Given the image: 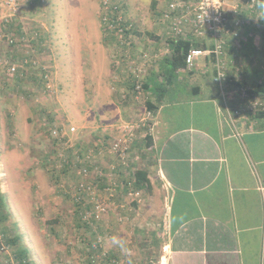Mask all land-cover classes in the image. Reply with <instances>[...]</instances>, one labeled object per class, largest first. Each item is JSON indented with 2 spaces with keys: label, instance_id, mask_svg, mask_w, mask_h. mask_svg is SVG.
<instances>
[{
  "label": "crops",
  "instance_id": "crops-1",
  "mask_svg": "<svg viewBox=\"0 0 264 264\" xmlns=\"http://www.w3.org/2000/svg\"><path fill=\"white\" fill-rule=\"evenodd\" d=\"M140 1L132 0L129 9L141 11L137 15L143 18L137 28L149 32L136 35L140 46L127 54L125 67L123 60L112 54L117 42L105 39L102 33L97 48L95 44V48L90 44L85 47L82 39L72 38L70 29L78 24L72 23L70 12L60 16L57 36L53 29L44 31V46L53 56H44L39 48L31 52L25 43L30 64L36 62L42 71L44 67L52 69L63 85H68L71 73H77L67 88L77 86L85 92L94 85L83 81L84 70L94 64L96 136L88 138L89 142L109 141L121 135L124 124L142 121L133 136L125 175L135 188L136 173H146L148 185L140 189L142 199L130 202V188L120 185L124 176H119V170L112 174L113 187L117 191L122 187L114 199V213L120 208V217L132 219L119 223V214L111 219L114 229L128 235L123 243L126 247L145 251L149 243L156 244V264H264V77L254 62L258 53L264 55L260 23L264 8L248 12L247 17L257 14V20L243 22L246 29L239 38L227 40L222 60L225 81L219 84L212 56H204L194 67L179 69L173 77L164 76L163 61L170 54L157 65V57L144 50L154 43L156 52L164 42L162 29L168 24L160 15L167 3L153 0L149 7L158 20L151 23L148 7L138 6ZM224 2L232 17L244 4V0ZM34 15L36 6H22L18 18L30 29L36 21ZM19 32L23 40L32 35L23 34L21 27ZM244 88L249 91L247 100L257 103L252 111L239 96ZM148 103L154 106L152 111ZM15 119L0 118V127L6 122V135L12 136L9 143L17 146L18 138H25L29 130L25 131V124L17 125ZM86 119L81 117L79 122ZM20 149H15L16 155ZM111 161L113 165L115 160ZM1 193L6 197L4 190ZM56 200L51 198L53 203ZM33 211L27 207L22 217L31 221ZM56 215L64 218V210ZM147 236L155 242H147ZM136 238L140 239L138 247L131 245Z\"/></svg>",
  "mask_w": 264,
  "mask_h": 264
},
{
  "label": "rangeland",
  "instance_id": "rangeland-1",
  "mask_svg": "<svg viewBox=\"0 0 264 264\" xmlns=\"http://www.w3.org/2000/svg\"><path fill=\"white\" fill-rule=\"evenodd\" d=\"M35 1L15 0L14 6H18V13L17 16L11 18L6 7L11 6L10 0H0V118L9 120L16 118L17 125L25 124V131L29 130L25 138H18L17 147L12 142L9 143L12 136L9 139L6 135V122L2 124L4 127H0V189L1 192L4 190L7 194L4 202L9 217L2 226L6 228L9 239L20 237L17 245L9 247L5 245L4 248H0V264H18L14 255H17L16 251L20 246L28 251L27 261L32 264H147L150 263L148 261H152L150 264H156L154 256L157 252L156 244L149 243L150 245L144 246L145 251L135 246L126 247L123 244L127 242L128 235L121 230L114 229L111 224L112 217L119 214L120 209L114 213L115 203L113 205L109 203L111 210L100 221H96L90 217V214L95 210L96 197L93 201L89 200L78 204L66 192L81 181V177L78 176L80 167L74 165L73 154L79 152V146L83 148V143L89 142L88 138L96 136V69L94 64L90 63L89 67L84 70L83 81L94 85L85 92L77 86L75 89L74 87L67 88L72 83V78L77 76L75 72L71 73L68 85L61 83L59 75L50 76L53 89H49L46 84L49 81L46 77V74H49L45 71L46 67L42 71L41 66L37 68V63L35 65H31V63L26 67L22 62L24 55L29 53L25 43L30 45L31 52L39 48L40 53H45L44 56L50 55V53L52 56L54 55L51 50L46 51L44 31L53 29L54 35L57 36L61 25L59 18L60 16L65 17L68 12H70L72 23L78 24L77 27H71L69 35L74 39H82L85 47L95 44L97 48L101 33L105 39L116 41L117 45L113 48L112 54L119 57L120 61L123 60L124 66L122 67L126 66L127 54L132 53L134 46H140L139 43H136V35L149 31H145L146 28L140 30L135 26L139 30L137 33L134 31L131 33V36H134L132 38L134 43L124 46L121 45L122 40L115 34L103 30L102 0ZM121 2L124 3L123 10L125 9L127 17L129 16L131 19L132 16L131 20H135L136 25L142 22L143 17L137 15L141 11L131 12L129 9L132 0H121ZM140 2L137 5L147 6L150 22L156 23L155 21L158 19L152 14L151 7H149L153 5V0ZM255 4L256 1L253 3L252 0H244V4L235 9L233 15H238H234L233 18L240 19L244 24L245 21L251 23L257 20V14L246 16L248 12L256 13ZM22 6H36V15L32 16L36 21L33 22V28H30L33 31H30L27 25L18 18ZM25 16L27 18V14ZM20 27L23 34L32 32V35L24 37L25 40H23L19 32ZM245 29L246 26L242 28V31ZM162 32L164 42L157 51H154V43H150L149 49L144 50L146 54L157 57V61L154 58L157 65H160L163 57L168 56L166 48H168L169 42L166 44L165 41L167 27L164 26ZM9 37L15 40L12 44H10ZM136 51L138 52V49ZM258 54L254 60L255 68L261 69L259 73L262 78L264 77V55L263 52ZM139 58L140 56L137 61ZM201 58L203 57H200L197 62H201ZM11 64L18 66L16 72L8 71L9 67H12ZM259 65L262 68H259ZM137 66L141 65L137 63ZM81 117L88 119L86 122L80 123L79 118ZM28 122L30 123L29 128L26 126ZM61 123L76 128V133L70 138L74 144L72 154L67 152L71 150L70 144L58 145L55 135H53V130H59ZM13 138H15L14 135ZM16 147L21 148L18 155H16ZM62 153L70 154L71 161L68 163L62 161L60 157ZM111 159L112 157L103 156V159L99 160L101 165L98 168L106 170L100 176H98L100 170L98 168L96 171L94 170L96 158L89 165L90 182H94V187L98 186L97 190L102 196L97 200L100 203L109 202V200H105V194H108L106 189L109 188L108 185L111 186L109 178H112L114 173ZM20 171L25 172V175L24 173L20 174ZM4 176L6 177L4 178ZM111 181L113 180L111 179ZM121 188L117 191V195L120 194ZM51 196L57 199L54 203L51 202ZM138 198L132 196L130 202L141 200L142 193ZM130 202L128 205L131 204ZM27 207L34 210L31 221L22 217ZM123 207L126 208V205L123 204ZM52 210H55L56 213L59 210H64V218H59V215L51 212ZM86 211L89 216L88 220L83 219V213ZM116 219L119 223L132 221L128 216L120 217V214ZM1 233L0 231V238ZM145 239L147 242H155V238L152 236H147ZM132 241L131 245L135 243L137 246V242L140 243L139 238ZM0 243L5 244L2 238ZM114 253L118 255L117 258Z\"/></svg>",
  "mask_w": 264,
  "mask_h": 264
},
{
  "label": "built area",
  "instance_id": "built-area-1",
  "mask_svg": "<svg viewBox=\"0 0 264 264\" xmlns=\"http://www.w3.org/2000/svg\"><path fill=\"white\" fill-rule=\"evenodd\" d=\"M256 0H252L255 3ZM15 0H10L11 6H6L10 17L17 16L18 6H14ZM121 0H102L101 1V22L104 32H109L115 34L116 37L120 38L121 45H131L132 38L131 33L137 31V26L133 20L126 16L125 9L123 10L124 3L121 4ZM166 9L161 11V21L168 24L165 41L168 43L169 39H178L184 38L189 40L191 36L199 38L203 42H208L210 48L203 50L200 48H191L186 53V64L188 67H194L195 63L200 57L204 56H213L215 69H216V81L219 84H223L225 81L222 60L223 55L226 49L227 40L230 38L236 39L239 38L243 22L240 19L233 18L230 15V12L225 8L224 0H166ZM236 11V10H235ZM130 39V40H129ZM10 44L15 40L9 37ZM166 53L169 55L171 53L169 45H167ZM22 62L23 66L28 67L30 65V59L26 55ZM36 64V62H34ZM9 67V72H16L18 66L11 64ZM45 71L49 74H46L48 78L47 87L53 89V84L51 83L50 76L54 75L52 69L45 68ZM137 88H141V85L138 84ZM248 89H243L240 91V97L242 100L247 101V108L251 111L256 109V101L249 102ZM239 112H235V115ZM140 123H127L121 126L120 131L121 135L114 138L111 137L109 141L105 142H96V140L91 142L83 143V148L79 146V152L73 154V162L75 166H79L80 170L78 171V176L81 177V181L78 185L74 186L72 189L66 191L69 193L71 199L78 204H83L86 201H93L96 197L95 210L90 214V217L100 221L110 210L111 205L115 203L114 199L117 195V187L111 181V186L107 188L108 194H105V200H109L108 203H100L97 200L101 198L99 191L97 190V185L94 187V182H90L89 178V165L92 164L94 158H96V167L94 170L101 165L99 160L103 159V156L112 157L115 160L114 170H119V176H124V182H121L120 185L130 188L129 193L127 194L130 198L132 196L138 198L141 196L140 190H135L132 182L126 173L130 167L128 161V152L131 150L133 136L137 128L141 126ZM76 133V128L73 126H68L65 123H61V128L53 130V135L58 142V145L65 143L66 145L70 144V149L67 152L70 154L73 153L74 144L71 141V136ZM84 151V152H82ZM70 154L62 153L60 157L62 161L69 162L71 159ZM107 154V155H106ZM107 158V157H106ZM58 169V167H55ZM100 173L98 176L102 175L106 170L98 168ZM112 178L110 177L109 180ZM97 183V181H96ZM105 190V192H106ZM83 219L88 220V212L83 213Z\"/></svg>",
  "mask_w": 264,
  "mask_h": 264
},
{
  "label": "trees",
  "instance_id": "trees-1",
  "mask_svg": "<svg viewBox=\"0 0 264 264\" xmlns=\"http://www.w3.org/2000/svg\"><path fill=\"white\" fill-rule=\"evenodd\" d=\"M255 10L257 9H263L264 8V0H256L255 4ZM237 15V14H236ZM264 18V16H263ZM260 23L262 25L261 29V38L263 41L264 45V19L260 20ZM137 33V31H136ZM138 35H141L139 33ZM169 47L171 50L170 56L166 58L163 61V67L166 68V74L164 75L165 77H173L175 73L179 69H183L187 66L186 64V53L191 49V48H200L203 50H207L210 48V45H208V42H203L199 38H196L194 36H191L189 40H185L184 38H178V39H169ZM213 57V56H212ZM214 59V57H213ZM148 110H153L154 106H151V104H147ZM136 182H135V190H140L143 189L144 186L148 183L147 175L146 173L143 172H137L136 173ZM148 185V184H147ZM4 195L0 192V227H1V238L4 241L5 244L0 243V248H4L5 245L7 247L9 246H15L19 242L20 237L17 239H9L7 237V231L6 228H3V224L8 221V214L6 212V204L4 202ZM0 238V239H1ZM17 255L15 256V259L17 260L18 264H32L31 262L27 261V256H28V251L25 248H22L21 246L19 249H17Z\"/></svg>",
  "mask_w": 264,
  "mask_h": 264
}]
</instances>
